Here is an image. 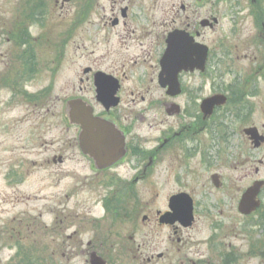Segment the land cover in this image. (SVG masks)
<instances>
[{
  "label": "flooded vegetation",
  "instance_id": "obj_1",
  "mask_svg": "<svg viewBox=\"0 0 264 264\" xmlns=\"http://www.w3.org/2000/svg\"><path fill=\"white\" fill-rule=\"evenodd\" d=\"M1 4L0 0V65L7 60L0 66V89L7 91L3 103L24 104L29 126L19 140L24 150L12 148L8 158L18 175L9 171L1 176L0 168V182L13 192L25 186L29 193L0 196L1 206L28 207L0 227V233L9 236L0 244V263L7 250L6 264H250L256 259L264 264L263 219L262 240L254 239L251 227L236 233L218 225L216 242L211 238L199 244L187 233L192 226H182L169 206L175 195L188 194L193 200L190 193L170 194L160 207L140 189L174 153L183 161L176 163L179 169L190 167V161L203 165L200 146L188 145H200L198 136L208 134L200 107L208 98L209 71L222 65L220 55L250 61L253 66L244 70L250 80L264 76V0H176L165 10L143 9L137 0H112L110 6H101L100 0L84 5L77 0H9L6 12ZM143 12L147 18H142ZM224 17L235 27L233 32L226 31L225 40H210L207 34L216 33ZM246 24L251 26L248 31ZM174 34L180 35L177 50L184 49L183 36L205 47L207 60L203 71L177 76L180 93L173 97L167 94L169 87H161L159 74L167 41ZM80 40L90 43L92 50L87 51L84 43L80 46ZM98 47L104 50L96 56ZM70 49L77 59L82 49L87 51L82 57L92 60L80 75L76 73L71 95L61 98L59 81ZM148 71L150 78L145 80L148 75L143 73ZM97 75L103 79L100 101ZM191 77L196 81L186 85ZM149 81L162 91L163 99L146 102ZM181 97L186 99L184 117L190 114L188 124L175 130L159 122L163 130L155 145H144L138 130L146 121L145 103L176 118L181 108L175 101ZM174 105L180 108L177 115ZM70 106L74 122L69 119ZM82 107L95 119L88 134L83 130L87 126L82 123ZM263 160L258 165L264 166ZM257 173L254 168L253 175ZM211 182L216 189L223 188L220 181L218 186ZM251 184L236 190L237 209ZM257 199V211L239 214L241 218L253 219L264 211L262 192Z\"/></svg>",
  "mask_w": 264,
  "mask_h": 264
},
{
  "label": "rangeland",
  "instance_id": "obj_2",
  "mask_svg": "<svg viewBox=\"0 0 264 264\" xmlns=\"http://www.w3.org/2000/svg\"><path fill=\"white\" fill-rule=\"evenodd\" d=\"M77 1L84 5L88 0ZM175 1L176 0H137L139 4L142 3L144 5L142 6L143 9L148 6H156L163 9L167 6H171V3ZM1 3V9L6 12V6H8L9 0H1ZM111 3L112 0H100L101 6H110ZM222 10L223 9L219 8V13ZM199 12H201V10ZM141 16L142 18L148 17L146 12H143ZM89 17L93 18L94 15ZM202 17L203 14L200 16V19ZM234 28L231 22L227 21L224 17L216 30L217 32L214 34L208 33L207 35L212 41L215 39L225 40V38L228 37L226 31H232ZM245 28L248 31L251 28L250 24H246ZM244 34L247 35V33ZM82 43L86 44L85 47H87V51L92 50L90 43L80 40V46ZM103 50L104 48L98 47L96 56L103 54ZM87 51L84 52L80 49L78 52L80 57L78 59L73 56L71 49L68 55L65 56L62 69L63 81H59L62 82L63 88V91H61L62 93L59 94L61 98H64L65 95H71V83H73V85L76 84L74 78L76 73L80 75L82 73V68L88 66L92 60L82 57L86 55ZM218 59L222 62V65H218L219 67H216L217 70L211 69L212 74L207 77V97L216 93L221 94L223 92H229V88L234 86L236 84L235 82L244 85L243 83H245V79L249 75L247 74L248 72L246 73L244 70L248 71V68L253 66L250 61L243 59L235 61L231 56H225L223 58L220 55ZM6 62L7 60L5 59L0 66L4 67ZM147 66L148 64L145 65V68ZM150 71L143 73L148 75L145 80L150 78ZM261 77L262 78L257 79V81H254L256 85H254L253 82L249 84L251 88H249L248 84L244 86L245 91L240 86L239 90L245 97L243 98L241 95H237L234 98L231 97L232 100L226 109L218 111L215 118L208 121V134L198 136L197 140L200 141V145H188V147L200 146L202 155L205 158L203 165H198L196 161H190L187 165L190 167H182L179 169L176 163L182 165L181 162L183 161L181 160V156L175 155L174 153L171 160H166L155 170L154 175L145 184L146 186L140 188L145 191L143 192L144 195H147L150 199L153 197L160 207L167 202L166 199L168 200L170 194L183 191L190 193L194 200L195 222L192 229L187 233L194 238V242L196 243L204 244L211 238L216 242V231L214 228L218 227V225H222L230 229V231L234 230L236 233L242 227H251L255 232L254 239H263L261 228L263 227L262 223H264V221H262V223L260 222L264 217V211L257 212L253 219L246 220L241 218L237 212L235 198L237 189L242 190L253 181H264V166L258 165V161L264 159V145L258 150L252 149L249 140L243 134L245 129L255 127L264 135V76ZM194 81L196 80H194L193 77L186 78V85L188 83L191 85ZM197 83H199V79ZM149 85L151 90L148 91L149 94H147L148 99L146 102H150L151 99H163L162 91L156 88L151 81H149ZM66 86L70 87L69 90L66 89ZM144 90L142 93L144 94L143 97L146 99L147 89H145V86ZM245 92L249 94L255 93L254 95L248 96ZM6 95L7 91L3 92V90L0 89V168L1 173H3L1 176H4L5 173L9 171L16 176L18 172L11 170L8 158L11 156L10 150L12 148L17 147L18 150H24L19 140L24 137L25 134L22 135V132L27 130L29 122H26L28 118L26 106L22 103L4 104L3 98H6ZM185 100L184 97H181L175 101L181 108L180 116L176 118H168L165 116L163 109L156 107L152 109L145 103L144 109H146V112L144 113V117L146 121L140 124L141 126L138 130L139 133L144 136V145L145 143L146 146L155 145V138L158 132L163 130V127L159 126L161 124H159V122L171 124L172 129L175 130H177V125L188 124L187 119L190 114L184 117L182 113L184 103L186 104ZM233 102L234 104H232ZM55 123L56 121H53V125ZM27 156L28 154L25 153L22 155V158L26 159ZM254 168L259 169L256 175H253ZM82 172L87 173L86 170H82ZM215 174L219 175L221 184H223V188L221 189H216L211 182V177ZM248 174L250 177H247ZM3 185L4 186H2V182H0V196L13 194L27 195V193H29L25 186L21 188V192H13L5 183H3ZM16 198H18V196H16ZM22 210H28L27 204L17 206L15 209L9 204L0 205V227L4 226L3 223H9V218ZM8 239V235L0 233V244L8 242ZM240 242L241 241H238L237 238V243ZM202 249H204V246ZM7 255L8 251L4 250L2 252L0 264H6ZM250 264L261 263L256 259Z\"/></svg>",
  "mask_w": 264,
  "mask_h": 264
},
{
  "label": "water",
  "instance_id": "obj_3",
  "mask_svg": "<svg viewBox=\"0 0 264 264\" xmlns=\"http://www.w3.org/2000/svg\"><path fill=\"white\" fill-rule=\"evenodd\" d=\"M69 0H64L67 2ZM179 34H174L169 37L167 41V49L161 59V72L159 74V83L161 87H169L167 92L170 96H177L180 93L179 84L177 82V76L181 71H191L201 70L203 71L205 61L207 58L206 48L195 45L187 41L183 36L180 39L181 44L184 46L182 51L177 50L175 40L179 39ZM175 63L176 59H180ZM101 75L96 76L95 86L97 88V99L100 101L102 96L100 95L102 91V84L100 83ZM114 92L111 93L110 97ZM116 102H113L114 106ZM226 98L222 95H216L204 100L201 104V112L204 119L212 115L214 108L225 105ZM174 113L179 112L177 106H174ZM69 119L74 122V113L72 111V106H70ZM82 123L87 126L83 128L84 132L88 134V127L95 123V119L92 117V113L87 107H82ZM114 131L111 128V132ZM85 133V134H86ZM244 134L248 137L253 148L257 149L264 143V137L259 135L256 128H249L244 130ZM219 177L214 175L212 180L216 186H218ZM264 186V182H255L252 187H250L242 196L239 203L238 211L243 215H249L254 212L259 204L257 197L260 193L261 188ZM170 207L173 211V215L181 224L185 227L192 225V203L191 200L185 195H178L170 199Z\"/></svg>",
  "mask_w": 264,
  "mask_h": 264
},
{
  "label": "trees",
  "instance_id": "obj_4",
  "mask_svg": "<svg viewBox=\"0 0 264 264\" xmlns=\"http://www.w3.org/2000/svg\"><path fill=\"white\" fill-rule=\"evenodd\" d=\"M22 65H24V64H22ZM241 86V88L245 91V88H244V86H242V85H238V86H236V87H234V88H232V89H230V93H231V97L232 98H234V97H236L237 95L239 96V95H241V97H245V95L239 90V87ZM245 94L247 95V93L245 92ZM232 99H230V101H231ZM232 104H234V102L232 103ZM262 219H264V217L262 218Z\"/></svg>",
  "mask_w": 264,
  "mask_h": 264
}]
</instances>
